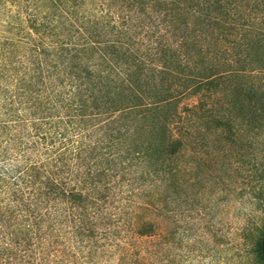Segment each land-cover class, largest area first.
Wrapping results in <instances>:
<instances>
[{
    "label": "trees",
    "instance_id": "trees-1",
    "mask_svg": "<svg viewBox=\"0 0 264 264\" xmlns=\"http://www.w3.org/2000/svg\"><path fill=\"white\" fill-rule=\"evenodd\" d=\"M45 1L56 14L44 8L40 21H20L18 40L0 47V264H101L110 255L178 264L156 238L163 208L173 210L165 186L176 188L188 148L169 123L215 120L227 140L248 124L264 138V91L254 81L233 89L229 120L205 102L225 76L218 43L241 28L254 34L264 0H99L106 13L92 18L73 8L79 0L64 9V0ZM116 7L119 22L107 14ZM196 24L206 29L194 32L197 42L216 43L205 50L216 62L182 74ZM244 63L242 77L264 69V58ZM253 224L255 248L241 256L264 264V219Z\"/></svg>",
    "mask_w": 264,
    "mask_h": 264
},
{
    "label": "rangeland",
    "instance_id": "rangeland-1",
    "mask_svg": "<svg viewBox=\"0 0 264 264\" xmlns=\"http://www.w3.org/2000/svg\"><path fill=\"white\" fill-rule=\"evenodd\" d=\"M45 2V0H1L0 47L6 39L9 42L18 40L20 21L22 23L28 17L40 21ZM71 2L72 0H64L61 7L64 9V6L74 3ZM105 4L99 0H79L73 8L78 14H83L85 17L90 15L92 18L99 8L104 14L106 13ZM50 6L48 2L46 12ZM49 13L56 14L55 8L53 11L50 8ZM107 14L114 15L115 22H119L122 12L120 7H116ZM179 17L183 20L185 13L181 12ZM134 19L137 22L138 18L134 17ZM203 28L204 25L196 24L195 29L191 28L186 32L189 54L183 57L182 62L186 67L181 69L182 74L203 73L206 67L216 62L212 59L211 52L205 51L213 50L216 43H213V40L208 42L207 39L197 42L198 37L193 36L194 32L198 36L201 34L203 36L205 34L203 30H206ZM245 28L239 29L237 34L218 43L226 48L225 54L219 55L218 59L219 67L223 62L221 68L226 70L225 76L206 92L212 96L211 99L205 100L208 108L222 115L223 120H229V116L236 113L229 110L228 104L232 103L235 97L234 88L249 86L254 81L256 87L264 91V69L252 71L253 74L257 73L253 78L242 77L236 72V69L245 64L247 58L256 62L264 58V23L260 20L256 21L251 27L254 34L249 37L243 31ZM250 38H254V42L249 51H246L241 46ZM9 49L14 54L17 53L14 47L10 46ZM9 49H1V52L5 55L6 50L10 51ZM13 53L9 52L6 56L11 55L13 60ZM23 58L26 59V54ZM199 98L198 95L185 97L179 102L177 110H180L182 102L195 104ZM240 119L236 117L237 121ZM174 120L169 126L175 135H183L188 148L181 163L185 169L176 174L177 178L175 176L174 179L177 182L176 188L169 187L167 190L165 186L166 193L170 192L173 210L169 212V208H163V215L158 218L160 231L159 236L156 237L157 241L164 248L170 249L171 255L177 259L178 264H263L257 262L250 254H247V257L241 256L245 250L249 252L255 248L259 229L253 223L264 219L263 136L258 135L253 126L241 124L239 131L231 140H227L223 136L225 133L221 131L223 129L215 128V120L202 122L203 119H200L199 122L193 121L187 124L180 123L187 120L180 121L177 118ZM184 126L187 128L185 129ZM199 144L203 146L200 147ZM163 193L166 194L164 191ZM245 224L250 225H247L244 234L246 238L243 240L240 235ZM168 253V249L165 248V257ZM111 256L105 257L100 263L118 264L117 259Z\"/></svg>",
    "mask_w": 264,
    "mask_h": 264
}]
</instances>
